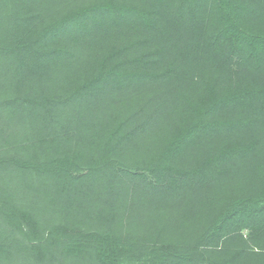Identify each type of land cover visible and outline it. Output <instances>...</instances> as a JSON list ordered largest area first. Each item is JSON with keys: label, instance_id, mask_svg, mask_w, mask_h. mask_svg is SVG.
Here are the masks:
<instances>
[{"label": "trees", "instance_id": "trees-1", "mask_svg": "<svg viewBox=\"0 0 264 264\" xmlns=\"http://www.w3.org/2000/svg\"><path fill=\"white\" fill-rule=\"evenodd\" d=\"M45 10L0 0V264H264V0Z\"/></svg>", "mask_w": 264, "mask_h": 264}, {"label": "rangeland", "instance_id": "rangeland-1", "mask_svg": "<svg viewBox=\"0 0 264 264\" xmlns=\"http://www.w3.org/2000/svg\"><path fill=\"white\" fill-rule=\"evenodd\" d=\"M41 4L45 7V13L47 15H54L57 12H64L65 10L75 8L81 5L89 4L91 2L97 1V0H39ZM149 34L144 33L145 37H148ZM83 53V52H82ZM79 53V54H82ZM206 62V65H210L211 63L208 62L209 59H204ZM188 67V73L189 76L192 75L195 78L198 76L201 70V67L203 65H199V62L197 61L196 57L194 55L190 56V61L187 62ZM207 67V66H206ZM39 85V84H38ZM37 85V86H38ZM51 87V85H50ZM42 90L49 91L48 87H44L43 85L40 86ZM136 91L133 89L130 91L119 92V94L115 97L113 95H106L104 97H100L94 105V110L89 113L90 119H92L95 126H101L102 123H106L110 115H115V117H124V114L130 111V108L132 106L137 105L136 103L140 100L136 98ZM74 113L70 109V114ZM100 121L102 123H100ZM91 157H93L91 155ZM244 235L248 234L247 229L241 230Z\"/></svg>", "mask_w": 264, "mask_h": 264}]
</instances>
